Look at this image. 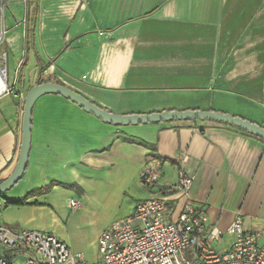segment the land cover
Masks as SVG:
<instances>
[{"label": "crops", "instance_id": "crops-1", "mask_svg": "<svg viewBox=\"0 0 264 264\" xmlns=\"http://www.w3.org/2000/svg\"><path fill=\"white\" fill-rule=\"evenodd\" d=\"M27 1L0 0V51L16 91L0 97V183L17 163L23 102L37 83L66 87L117 115L219 112L264 128V0ZM248 135L199 121L115 127L45 95L33 107L22 177L33 197L5 204L21 207L19 216L0 222L49 232L94 263L76 233L97 227V248L113 222L157 198L168 222L191 207L224 231L240 216L262 243L264 141ZM184 156L192 185L187 195H168ZM153 168L157 183L147 190L140 177ZM51 183L59 185L39 192ZM231 242L227 236L220 248Z\"/></svg>", "mask_w": 264, "mask_h": 264}, {"label": "built area", "instance_id": "built-area-1", "mask_svg": "<svg viewBox=\"0 0 264 264\" xmlns=\"http://www.w3.org/2000/svg\"><path fill=\"white\" fill-rule=\"evenodd\" d=\"M4 35L2 28L0 47ZM6 60L7 54L0 51V97L16 96L7 82ZM187 162V156L177 162V184L166 194L179 191L187 195L192 185L185 171ZM157 179L156 168L144 170L140 177L147 190L155 187ZM165 212L163 199L136 203L131 215L113 222L100 234L99 259L94 263H85L51 234L0 225V264H264V241L260 243L258 234L244 231L240 216L223 231L209 226L202 209L187 207L174 222L165 219ZM227 236L232 242L227 251L219 253ZM22 256L24 261L17 263Z\"/></svg>", "mask_w": 264, "mask_h": 264}, {"label": "water", "instance_id": "water-1", "mask_svg": "<svg viewBox=\"0 0 264 264\" xmlns=\"http://www.w3.org/2000/svg\"><path fill=\"white\" fill-rule=\"evenodd\" d=\"M45 95L60 96L81 108L84 112L92 114L104 124L115 127L137 126L161 122H213L233 127L264 141V128L228 114L219 112L185 111L162 112L148 115H117L99 108L83 96L66 87L54 83H37L29 89L24 98L22 110V135L18 160L11 174L0 183V197H3L6 192L13 188L25 173L31 145L33 107L36 101Z\"/></svg>", "mask_w": 264, "mask_h": 264}, {"label": "rangeland", "instance_id": "rangeland-1", "mask_svg": "<svg viewBox=\"0 0 264 264\" xmlns=\"http://www.w3.org/2000/svg\"><path fill=\"white\" fill-rule=\"evenodd\" d=\"M1 15H2V11L0 10V23H1ZM26 182H27L26 177L24 179L22 178L13 188H11L8 192H6L3 195V199H0V218L3 216L8 217V218L10 216H15V217L19 216V211H16V210H18V208H21V207L4 208L8 199L14 198V199H19L22 202H24V201L26 202L27 200H29L30 198L33 197V193H31V194L28 193V190H27L28 186H27ZM25 216H26V214H25ZM0 225H6V226H9V227H11L15 230H18V231H23V230L33 231V229L16 228L15 225L6 224L5 222H0ZM45 233H47V232H45ZM47 234H51V233L48 232ZM51 235H53V234H51ZM96 235H98L97 227L96 228L93 227V228L80 229L79 232L76 233L77 239L80 242H82L83 244H85V250L88 253L87 258H91L93 262H97V260L99 259V256L97 255L98 254L97 248L94 247L93 244H91L94 241ZM69 236L71 237V233ZM90 244H91V246H90ZM71 252L73 254H76L74 251H71ZM218 252L223 253L224 250L219 247ZM23 261H24V256H22L21 258L16 260L17 263H22ZM84 261H85V263H87V260H84Z\"/></svg>", "mask_w": 264, "mask_h": 264}, {"label": "trees", "instance_id": "trees-1", "mask_svg": "<svg viewBox=\"0 0 264 264\" xmlns=\"http://www.w3.org/2000/svg\"><path fill=\"white\" fill-rule=\"evenodd\" d=\"M248 136H250V135H248ZM250 137L255 138L253 136H250ZM255 139H257V138H255ZM257 140H260V139H257ZM260 141H262V140H260ZM55 185H59V184L51 183L44 190H39V192H47L49 189H51ZM64 187L69 188L70 186H64ZM0 199H3V197H0ZM22 204H23L22 201H15V200H7V203H6L7 206H21Z\"/></svg>", "mask_w": 264, "mask_h": 264}]
</instances>
